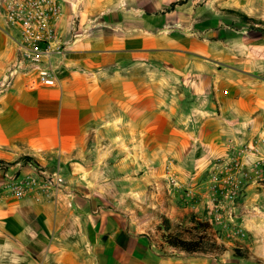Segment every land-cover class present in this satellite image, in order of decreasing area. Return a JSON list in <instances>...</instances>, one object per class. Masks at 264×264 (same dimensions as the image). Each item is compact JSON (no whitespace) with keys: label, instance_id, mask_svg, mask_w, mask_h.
Here are the masks:
<instances>
[{"label":"crops","instance_id":"obj_1","mask_svg":"<svg viewBox=\"0 0 264 264\" xmlns=\"http://www.w3.org/2000/svg\"><path fill=\"white\" fill-rule=\"evenodd\" d=\"M241 15L264 21V0H64L55 84L0 94V264H264V183L236 208L244 237L212 230L242 256L154 244L162 219L200 220L183 191L264 122V29ZM19 40L0 0V78Z\"/></svg>","mask_w":264,"mask_h":264},{"label":"built area","instance_id":"obj_2","mask_svg":"<svg viewBox=\"0 0 264 264\" xmlns=\"http://www.w3.org/2000/svg\"><path fill=\"white\" fill-rule=\"evenodd\" d=\"M1 2L6 23L19 30L20 40L16 45L15 60L0 78V94L9 89L18 75H34L33 84L54 85L56 78L51 59L64 50L54 23L61 15L64 0ZM55 176L54 184H60L62 179L57 173ZM165 179L168 186L182 190L179 177L170 164L165 168ZM251 183H264V122L250 140L230 145L229 153L214 163L202 183L186 188L183 194L190 201L202 202V221L215 225L226 237H244L242 227L235 223V211ZM34 184L32 179L14 182L11 192L22 198Z\"/></svg>","mask_w":264,"mask_h":264},{"label":"trees","instance_id":"obj_3","mask_svg":"<svg viewBox=\"0 0 264 264\" xmlns=\"http://www.w3.org/2000/svg\"><path fill=\"white\" fill-rule=\"evenodd\" d=\"M244 20H253L245 15H241ZM209 225L198 221L195 217L189 219L188 225L172 224L166 219H162L161 225L156 228L158 239L155 247L162 254H175L184 256L212 255L219 256L229 252L234 256H242L245 249H228L208 233Z\"/></svg>","mask_w":264,"mask_h":264},{"label":"rangeland","instance_id":"obj_4","mask_svg":"<svg viewBox=\"0 0 264 264\" xmlns=\"http://www.w3.org/2000/svg\"><path fill=\"white\" fill-rule=\"evenodd\" d=\"M242 20L244 21V19H242ZM253 21H254V20H253ZM254 22L258 24V28H257V29L260 30V29H261V28H259L260 26H263L262 29H264V21H261V20H255ZM214 162H215V160H214ZM208 171H209V170H208ZM208 171H207V172L204 174V176L202 177L203 180H204L206 174L208 173ZM203 180H202V181H203ZM263 185H264V184H263ZM263 214H264V210H263ZM202 216H203V214H202ZM202 216H200V219H201V220H198V221H201V222L206 223L207 225H209L208 233L211 234V235L213 236V235H214V232H213L212 230H213L216 226H215V225H210L209 223L202 221ZM192 217H194V216H192ZM222 245H224V244H222Z\"/></svg>","mask_w":264,"mask_h":264}]
</instances>
